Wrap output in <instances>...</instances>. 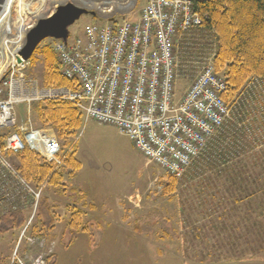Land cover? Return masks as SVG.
Here are the masks:
<instances>
[{
	"label": "built area",
	"instance_id": "2783aa9c",
	"mask_svg": "<svg viewBox=\"0 0 264 264\" xmlns=\"http://www.w3.org/2000/svg\"><path fill=\"white\" fill-rule=\"evenodd\" d=\"M203 1L147 0L137 19L90 22L82 34L53 42L69 86H45L29 74L30 60L4 68L0 74V129L8 131L0 146L3 210L31 207L30 223L46 186L33 187L8 152L18 154L28 147L53 162L56 169L67 157L50 127L36 128L30 118L19 122V106L31 114L32 105L46 99L74 103L86 118L116 126L149 162L168 175L177 179L186 175L230 116L223 98L227 83L216 71L213 54L209 58L190 55L184 61L176 56L177 40L203 24L205 14L199 9ZM191 64H199L194 79L179 93L178 80L189 76Z\"/></svg>",
	"mask_w": 264,
	"mask_h": 264
},
{
	"label": "rangeland",
	"instance_id": "374dc122",
	"mask_svg": "<svg viewBox=\"0 0 264 264\" xmlns=\"http://www.w3.org/2000/svg\"><path fill=\"white\" fill-rule=\"evenodd\" d=\"M85 1L89 3L84 4L82 0H16L10 12L11 21L9 22L13 32L8 34L3 26L0 28V60H2V53L5 54L6 47L8 49L9 46L5 43L3 45L1 42L9 43L8 41L17 39L21 26L34 25L39 18L47 17L54 12L59 4L73 2L90 11L88 14L82 15L70 27L71 36H74L82 34L84 26L94 21L93 18L99 22L121 20L132 16L137 19L141 8L147 2V0ZM94 2L101 3V6L114 5L112 12L103 13ZM33 6L36 12H32ZM196 33L197 30L193 34L183 35L177 40L175 51L178 60L188 59L186 56L191 55L190 47L195 46V43L200 44L197 51L201 52L205 58L212 55L214 44L209 32H198L195 35ZM48 42L49 39L45 40L43 44ZM23 44L24 41L22 46ZM34 56L35 59L28 72L43 83L45 55L39 48ZM193 65L191 64L192 69L188 73L189 76H183L178 80L179 93L184 92L192 83L197 70L196 66L199 64H196L195 67ZM220 75L222 74L220 73ZM35 104L36 102L32 105L31 114L27 109L26 111L22 110V115L18 111L19 120H26V117L28 119L30 115L35 127H50L55 132L51 126L39 123L37 111L34 108ZM226 104L231 113L232 107L227 102ZM75 137H70V140L74 141L71 146L73 148V144L76 145L75 155L81 161L82 168L77 171L72 169V173L71 167L65 166L66 180L68 183L73 182V187L78 189L82 188L79 184L85 185L90 192L87 202L91 198L97 203V210L84 206L85 210L89 211H87L88 214L86 212L87 216L85 217L87 222L95 220L92 221L90 230L78 235L73 244L68 242L72 237L70 232L72 229L68 230L67 221L72 213V209L69 207H71L70 203L74 198L69 199L67 195L71 196L74 193L69 186L64 190L46 185L41 199H49L50 203L56 204L55 213L56 216H59L52 236L43 238L34 235L32 226L37 220V212L29 223L33 210L31 207L25 209L27 212L25 225L29 224L24 236L22 233L25 225L19 230L0 235V264H22L21 261L25 264H41L45 255L54 253L56 248H59L62 253L57 264H109L108 260L98 261L103 257V248L98 244V233L105 231L106 222H110L111 219L116 220L112 224L118 225L121 228H117L120 232L131 227L132 230L139 229L155 233L163 229L165 219L179 220L181 219L179 215L182 216V219L187 218L190 221L185 222L180 231L185 241L189 243L188 247L193 248L191 241L195 238L196 253L192 254L186 248V254L195 256L197 261L203 264H217L219 260L225 259L227 264L240 260H247L250 264H264V216L259 215V209L249 208L247 200L243 199L244 193L240 195L238 191L237 193L226 191L225 187L229 183L223 176H217L214 170H205V172L190 170L188 176L176 179L168 175L158 164L147 162V158L135 148L129 137L121 133L116 126L99 123L85 116ZM59 139L67 148L65 137H59ZM10 158L17 167L12 156ZM18 170L21 172L19 168ZM21 174L23 175L22 172ZM173 180H175L174 191L165 194L166 188L170 187ZM159 186L162 188L160 189ZM89 213L96 214L94 219L89 217L91 216ZM44 214L47 215L45 210ZM128 214H130L132 222L126 221L125 215L128 216ZM175 224L180 223L175 222ZM136 235L138 236L128 237L124 232L121 237L116 238L119 244L116 245L113 253L104 255V257L113 260V263L110 262L111 264H149L150 260L153 262L155 252L143 248L141 246L143 236ZM27 244L32 246V249ZM24 251L26 259L21 257L23 254L25 255ZM221 262L223 261L218 263ZM177 263L181 264V262ZM44 264L49 263L45 262Z\"/></svg>",
	"mask_w": 264,
	"mask_h": 264
},
{
	"label": "trees",
	"instance_id": "16d2710c",
	"mask_svg": "<svg viewBox=\"0 0 264 264\" xmlns=\"http://www.w3.org/2000/svg\"><path fill=\"white\" fill-rule=\"evenodd\" d=\"M199 9L205 18L197 33L206 31L211 35L213 63L227 83L223 98L232 111L224 126L216 131L215 140L192 163L186 176L190 170H214L229 183L226 191L244 193L243 199L247 200L249 208L259 209V215L264 216V0H204ZM52 41L49 39L48 43L40 44L35 51L40 48L45 55L43 83L45 86H69L71 82L61 73ZM198 45L195 43L190 47L191 55L202 54L197 51ZM34 59L32 56L31 61ZM34 108L40 124L51 126L56 135L65 137V144H68L65 146L68 147L62 144V152L67 157L56 169L53 162L46 161L28 147L18 154L9 153V156L33 186L40 187L45 183L55 188L63 185L66 179L65 166L71 167L72 173V169L77 171L82 167L75 155L76 145L73 144L72 148L74 141L70 137L77 135L83 116L74 103L62 99L38 101ZM0 145H4L1 131ZM174 181L166 188L165 194L174 191ZM70 205L72 213L67 228L72 229L71 236L75 239L78 234L90 230L92 220L87 222L86 212L81 207ZM55 207L56 204L50 203L49 199L40 200L37 220L32 226L34 235L52 236L59 220ZM26 210H3L0 206V235L22 228L27 221ZM25 256L26 253L22 259H26ZM53 258L54 254L45 255L49 264H54Z\"/></svg>",
	"mask_w": 264,
	"mask_h": 264
},
{
	"label": "crops",
	"instance_id": "0c3cea01",
	"mask_svg": "<svg viewBox=\"0 0 264 264\" xmlns=\"http://www.w3.org/2000/svg\"><path fill=\"white\" fill-rule=\"evenodd\" d=\"M25 109L23 108V106H19L17 108V111L22 112V110ZM149 162V161H147ZM82 168V167H81ZM74 183L70 182L68 183L67 180L65 179L63 181V185L58 186L57 188H62V189H67V186H69L71 188V190L73 191L74 195H67V198L69 197V199L74 198L73 202H74V207H81L83 211L87 212L88 210H85L84 206H88L89 208H93L97 210V203L94 202L93 199L89 198L90 200L87 199L89 197V189L83 185V184H79L80 187L82 186V188H76L73 187ZM83 199V200H82ZM72 202V203H73ZM71 203V204H72ZM89 212V211H88ZM87 212V214H88ZM93 212V211H92ZM97 213V212H95ZM94 213V214H95ZM90 214V217L92 219H94V217L96 216V214ZM130 214L125 215V219L126 221L132 222L131 220V216H129ZM181 217V219L176 220V219H170L167 218L165 219V225L163 226V229L160 232H151V231H142V230H132L131 227H127L125 229V234L129 237V236H138L136 234H140L143 236V240L141 242V246H143V248H147L148 251L151 249V251L154 254V258H153V262L150 260L149 264H178L177 262H181L184 264H203L200 261H197L195 256L193 255H189L186 254V248L187 251L194 254L196 253V249H195V238L193 241V248L192 247H188L187 245L189 243H187L184 239V236L182 235L180 229H183V225L185 222H190L187 218L186 219H182V216L179 215ZM120 217V216H119ZM95 221V220H92ZM110 222H106L105 224V231H99L98 235V244L99 246H101V248H103L102 250V254L103 257L99 258V260H101V262H104L106 260L110 261L111 263H113L111 259H106L104 257V255H109L111 253H113V250L116 248V245L119 244L118 240H116V238L121 237V235H123L122 232H120V230H118L117 228H120L118 225L116 224H112L113 221L116 220H109ZM134 221V220H133ZM175 222H179L180 224H175ZM115 223V222H114ZM167 224V225H166ZM131 225V224H130ZM121 229V228H120ZM159 233V234H157ZM81 234V233H80ZM78 234V235H80ZM157 234V235H156ZM196 234V233H195ZM77 235V236H78ZM76 236V237H77ZM199 236V235H198ZM105 239V240H104ZM114 239V240H111ZM197 239H199V237H197ZM198 241V240H197ZM70 244H73L75 242V239H73L72 237L69 238L68 241ZM129 245V243H127ZM138 244L140 245V242H138ZM192 248V250H190ZM192 251V252H191ZM198 252V251H197ZM54 264H57V260L60 259V256L62 255V253L59 251V248H56V251L54 253ZM243 259V258H242ZM219 261H223L221 263H218ZM217 262V264H227L225 259L219 260ZM109 262V264H111ZM214 264V263H212ZM228 264H250L249 261L247 260H240V261H236V262H230Z\"/></svg>",
	"mask_w": 264,
	"mask_h": 264
},
{
	"label": "water",
	"instance_id": "95a60500",
	"mask_svg": "<svg viewBox=\"0 0 264 264\" xmlns=\"http://www.w3.org/2000/svg\"><path fill=\"white\" fill-rule=\"evenodd\" d=\"M90 11L73 2H66L56 6L55 11L47 17L40 18L32 25L27 34L23 46L16 55V61L21 63L32 57L37 47L47 38L62 39L69 37V28ZM95 13V12H91Z\"/></svg>",
	"mask_w": 264,
	"mask_h": 264
},
{
	"label": "bare ground",
	"instance_id": "6f19581e",
	"mask_svg": "<svg viewBox=\"0 0 264 264\" xmlns=\"http://www.w3.org/2000/svg\"><path fill=\"white\" fill-rule=\"evenodd\" d=\"M15 1L16 0H0V12H1V15H0V28L3 26L4 30L8 34L13 32V29L11 28V26H10L11 24L9 22L11 21V13L10 12H11L13 3ZM89 1H91V0H89ZM82 2L84 4L85 3H89L88 1H85V0H82ZM94 4L97 5L98 7H100L102 12L105 13V14L111 13L112 9H113V6H114V5H112V6H101L100 5L101 3H98V2H96V3L94 2ZM32 12H36V9H35L34 6L32 7ZM30 27L31 26H29V27L21 26L19 28V36H18L17 39L10 40V41H8L9 43H7V41L1 42L3 45L5 43V44H8L12 48H10L8 46V49L6 47L5 54L2 53V60H0V74L2 73V71L4 70V68L7 65L16 62V55L18 54V52L20 50V47L22 46V42L23 41L25 42V40H26L25 33L27 34V32H28ZM24 35H25V39H24Z\"/></svg>",
	"mask_w": 264,
	"mask_h": 264
}]
</instances>
